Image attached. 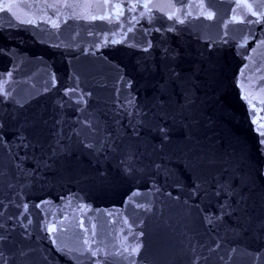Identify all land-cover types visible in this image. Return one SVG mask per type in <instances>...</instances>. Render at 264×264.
Instances as JSON below:
<instances>
[{
	"label": "water",
	"instance_id": "1",
	"mask_svg": "<svg viewBox=\"0 0 264 264\" xmlns=\"http://www.w3.org/2000/svg\"><path fill=\"white\" fill-rule=\"evenodd\" d=\"M244 4L264 12L0 0V264H264V21Z\"/></svg>",
	"mask_w": 264,
	"mask_h": 264
},
{
	"label": "snow or ice",
	"instance_id": "2",
	"mask_svg": "<svg viewBox=\"0 0 264 264\" xmlns=\"http://www.w3.org/2000/svg\"><path fill=\"white\" fill-rule=\"evenodd\" d=\"M178 2H182V0H178ZM10 8V6H8ZM49 7H56V5H49ZM65 7H78L77 5H65ZM113 7H116V8H120L121 6L120 5H114ZM128 7V10L129 11H135L138 7L140 8H143L144 10L146 11H143L141 12V17H144L145 15H147L149 18L151 17V13H152V9L153 8H160L161 6L160 5H155V4H152L150 5L149 3H143V4H131V5H127ZM167 7L173 9L172 11L166 13L167 14V17L169 20H172V19H175L178 23H181L183 24L185 22V18L190 16L191 15V12L189 11H184L183 12V18H182V15H181V9L180 8H177L175 4H170L168 5ZM187 7H192L191 5H188ZM199 8H201L202 10L204 9V5L203 4H200L198 5ZM240 7H243V8H246L247 11L251 14V16H255L257 17V19L255 21H251L249 20L248 23H261L262 21H264V12H258V11H253V6L250 5V4H244V5H237V8H240ZM161 10H163L161 8ZM122 14V13H121ZM202 15H205L206 18L208 19H212V13L211 12H207V11H202L201 12ZM96 17H92V19H95ZM233 19L235 20L236 17L234 16ZM29 23L31 21H28ZM239 22H244V20H241ZM6 93H0V95H4ZM260 136H261V140H260V144L261 145H264V131H261L260 132ZM23 147H27L26 144H22ZM216 195H220V192L218 191L216 193ZM25 209H27V205L24 206ZM224 207L226 206H222L221 208V212H222V215H223V209ZM222 215L221 217H217V219H221L222 218ZM209 223H212L211 220L208 221ZM2 239V238H0ZM87 243V242H85ZM90 250V249H89ZM137 251V249H132V252L135 253ZM97 253L96 252H92V255L95 256Z\"/></svg>",
	"mask_w": 264,
	"mask_h": 264
}]
</instances>
